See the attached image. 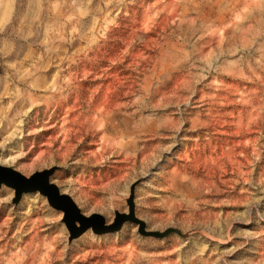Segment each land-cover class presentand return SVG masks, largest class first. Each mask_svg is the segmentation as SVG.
Listing matches in <instances>:
<instances>
[{"label": "rangeland", "instance_id": "obj_1", "mask_svg": "<svg viewBox=\"0 0 264 264\" xmlns=\"http://www.w3.org/2000/svg\"><path fill=\"white\" fill-rule=\"evenodd\" d=\"M0 264H264V0H0Z\"/></svg>", "mask_w": 264, "mask_h": 264}, {"label": "water", "instance_id": "obj_2", "mask_svg": "<svg viewBox=\"0 0 264 264\" xmlns=\"http://www.w3.org/2000/svg\"><path fill=\"white\" fill-rule=\"evenodd\" d=\"M50 174L51 170H43L24 178L10 168L0 167V185L13 189L14 201L18 199L21 193L38 192L51 208L62 212L63 223L70 234H75L78 231L74 223H77L80 228L91 224L94 233L103 232L104 230L94 222L92 217L80 216L70 200L58 193L57 189L48 182Z\"/></svg>", "mask_w": 264, "mask_h": 264}, {"label": "bare ground", "instance_id": "obj_3", "mask_svg": "<svg viewBox=\"0 0 264 264\" xmlns=\"http://www.w3.org/2000/svg\"><path fill=\"white\" fill-rule=\"evenodd\" d=\"M1 167V166H0ZM7 168V167H6ZM25 178V177H24ZM6 187H8V186H6ZM8 188H10V187H8ZM10 189H12V188H10ZM13 190V189H12ZM22 194V193H21Z\"/></svg>", "mask_w": 264, "mask_h": 264}]
</instances>
